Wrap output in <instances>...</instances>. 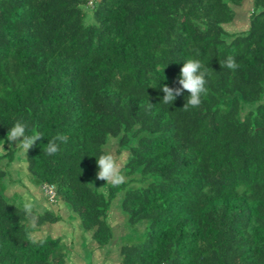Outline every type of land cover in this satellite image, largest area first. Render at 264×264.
Here are the masks:
<instances>
[{"label": "trees", "instance_id": "16d2710c", "mask_svg": "<svg viewBox=\"0 0 264 264\" xmlns=\"http://www.w3.org/2000/svg\"><path fill=\"white\" fill-rule=\"evenodd\" d=\"M90 1L0 0V140L17 121L42 136L27 169L97 248L114 237L109 211L124 193L129 224L148 227L121 246V264H264V0L237 32L244 0ZM228 56L235 71L220 64ZM188 59L208 93L184 110L190 94L164 104L162 88L180 87ZM58 134L67 141L46 155ZM109 144L125 156L119 186L96 179ZM15 155L0 152V181ZM20 205L0 188V264H72L61 237L42 236L60 216Z\"/></svg>", "mask_w": 264, "mask_h": 264}, {"label": "rangeland", "instance_id": "374dc122", "mask_svg": "<svg viewBox=\"0 0 264 264\" xmlns=\"http://www.w3.org/2000/svg\"><path fill=\"white\" fill-rule=\"evenodd\" d=\"M236 24L235 21V23L228 25L231 31H240V26ZM22 139L20 138V140ZM4 141V149L13 148L16 150V155L13 159L5 158L2 162V165L8 170V174L4 180L0 181V188H3L6 196L14 202L22 204L23 197L27 195L30 198L32 207L35 209L42 212L49 208L60 216V220L57 223L47 224L42 228V231L40 230L42 236L61 237L63 244L61 249L67 254L68 258H72L70 259L73 260L72 264H121V246L126 243L140 241L148 227L147 220L141 221L135 226L129 224L127 215L121 208L124 193L121 192L117 195L109 211L108 219L113 228L114 237L108 245L97 248L94 246L91 232L83 228L79 216L72 212L70 206L60 201L54 202L53 205L49 204L38 181L32 177L27 169L26 154L23 150L16 148L19 141ZM112 141L117 142V139L110 138L109 143L111 144ZM110 144L107 150L116 157V150L112 151ZM117 160L120 162V159ZM146 184L147 182L139 181L137 184L134 183L133 186L138 187ZM104 188L105 185H102L101 189Z\"/></svg>", "mask_w": 264, "mask_h": 264}, {"label": "clouds", "instance_id": "9594fccd", "mask_svg": "<svg viewBox=\"0 0 264 264\" xmlns=\"http://www.w3.org/2000/svg\"><path fill=\"white\" fill-rule=\"evenodd\" d=\"M220 64L222 68H227L232 71H235L239 67L232 56H228L226 60H221ZM201 69L202 64L199 60L188 59L184 62L178 79L180 87L171 88L167 85L163 86L162 91L165 95L163 96L162 103L172 104L178 96L187 91L190 95L188 96L183 109L188 110L189 108L199 107L202 103L201 97L207 95L208 93V89L206 87L207 71H202ZM26 129L27 125L25 123L17 121L14 126L10 128L6 136V140L8 142L19 141L16 148L23 150L25 154H27L29 149L35 145L36 141L40 140L42 137L39 133L26 135ZM20 138L23 139L20 140ZM57 140L66 142L67 138L58 134L53 140L49 141L44 149L46 155L53 156L59 151V145L56 143ZM0 141L3 142L2 145H0V152H4L5 141ZM123 159L124 156L122 155L120 157V162H118L117 158L111 153L101 154L96 161L99 169L96 179L106 181V184H110L112 186H119L122 184L124 182V176L121 174V162ZM90 185L95 187L92 184ZM20 206L22 207L26 217H30L32 213V203L27 195L23 197V202ZM32 242L36 243L35 240Z\"/></svg>", "mask_w": 264, "mask_h": 264}, {"label": "crops", "instance_id": "0c3cea01", "mask_svg": "<svg viewBox=\"0 0 264 264\" xmlns=\"http://www.w3.org/2000/svg\"><path fill=\"white\" fill-rule=\"evenodd\" d=\"M254 7V0H244L242 5L236 9L237 16L233 23L240 26V31L247 29L250 22V14Z\"/></svg>", "mask_w": 264, "mask_h": 264}, {"label": "built area", "instance_id": "2783aa9c", "mask_svg": "<svg viewBox=\"0 0 264 264\" xmlns=\"http://www.w3.org/2000/svg\"><path fill=\"white\" fill-rule=\"evenodd\" d=\"M89 3H90V4H92V3H93V1L91 0ZM52 190H53L52 188H47V190H46V191L53 193V191H52Z\"/></svg>", "mask_w": 264, "mask_h": 264}]
</instances>
